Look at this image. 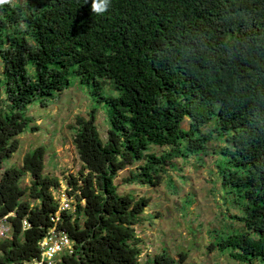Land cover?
I'll use <instances>...</instances> for the list:
<instances>
[{"label": "trees", "instance_id": "1", "mask_svg": "<svg viewBox=\"0 0 264 264\" xmlns=\"http://www.w3.org/2000/svg\"><path fill=\"white\" fill-rule=\"evenodd\" d=\"M91 3L0 5V223L8 229L0 264L37 258L51 226L60 180L43 172L45 147L20 167L4 163L18 136L36 129L27 106L45 107L71 76L106 108L109 127L102 139L92 113L70 126L85 173L67 180L79 195L76 212L61 213L74 251L60 264H195L165 251L139 261L135 227L148 200L119 193L114 178L140 162L123 182L155 187L175 159L186 163L212 140L223 143L210 153L221 156L220 181L241 225L220 232L216 246L234 262L264 264V0H111L103 14Z\"/></svg>", "mask_w": 264, "mask_h": 264}, {"label": "rangeland", "instance_id": "2", "mask_svg": "<svg viewBox=\"0 0 264 264\" xmlns=\"http://www.w3.org/2000/svg\"><path fill=\"white\" fill-rule=\"evenodd\" d=\"M18 1L10 0L9 3L14 5ZM102 92L116 95L108 87ZM46 103L45 107H41L38 101L27 106L26 115L33 118L30 124L36 129H27L18 136V149L4 163V167H20L26 153L37 146H44V174L65 182L69 176L85 173L72 142L70 126H74L76 116L86 117L92 113L99 136L104 139L109 127L107 110L74 76L70 77L68 88ZM182 127H188L186 120ZM209 145L204 152L188 158L186 163L175 159L176 167L167 169L155 187L123 182L128 178L129 170H134L140 162L118 171L114 183L119 193L131 191L136 197L148 200V206L140 216L141 221L135 227V234L142 241L140 262L165 251L173 258L182 253L187 262L195 264H242L232 261L227 250L216 246L220 232L227 233L241 225L231 217L237 209L232 203V194L224 189L220 181L218 164L221 156L210 153L218 150L223 143L212 140ZM160 150L152 148L155 152ZM29 180L28 174H25L20 186L24 188ZM7 235V226L0 223V238Z\"/></svg>", "mask_w": 264, "mask_h": 264}, {"label": "built area", "instance_id": "3", "mask_svg": "<svg viewBox=\"0 0 264 264\" xmlns=\"http://www.w3.org/2000/svg\"><path fill=\"white\" fill-rule=\"evenodd\" d=\"M52 195L57 203V208L50 215L51 226L47 229L45 235L38 241L39 256L23 264H60L62 258L71 255L74 251V242L67 232L58 227L61 222L62 212L75 213L77 210V199L79 191L72 192L71 186L65 182H59L58 186L52 190ZM84 200L80 199V204L84 205ZM23 227H28L26 220L22 222ZM58 249V251H53ZM51 256L48 258L45 254Z\"/></svg>", "mask_w": 264, "mask_h": 264}, {"label": "clouds", "instance_id": "4", "mask_svg": "<svg viewBox=\"0 0 264 264\" xmlns=\"http://www.w3.org/2000/svg\"><path fill=\"white\" fill-rule=\"evenodd\" d=\"M9 2H10V0H0V5H4V4H7ZM110 2H111V0H92L91 10H92V12H94L96 14H103V13L107 12V10L110 6ZM53 251H58V249H55ZM45 255L48 256L47 253ZM48 258L51 259V256H48Z\"/></svg>", "mask_w": 264, "mask_h": 264}, {"label": "crops", "instance_id": "5", "mask_svg": "<svg viewBox=\"0 0 264 264\" xmlns=\"http://www.w3.org/2000/svg\"><path fill=\"white\" fill-rule=\"evenodd\" d=\"M61 181V180H60Z\"/></svg>", "mask_w": 264, "mask_h": 264}]
</instances>
